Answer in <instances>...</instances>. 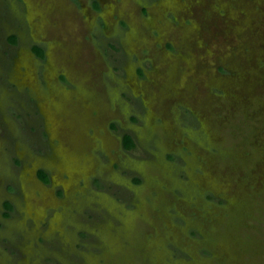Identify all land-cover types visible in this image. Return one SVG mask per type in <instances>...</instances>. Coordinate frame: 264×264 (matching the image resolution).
<instances>
[{
    "label": "rangeland",
    "instance_id": "374dc122",
    "mask_svg": "<svg viewBox=\"0 0 264 264\" xmlns=\"http://www.w3.org/2000/svg\"><path fill=\"white\" fill-rule=\"evenodd\" d=\"M0 264H264V0H0Z\"/></svg>",
    "mask_w": 264,
    "mask_h": 264
},
{
    "label": "trees",
    "instance_id": "16d2710c",
    "mask_svg": "<svg viewBox=\"0 0 264 264\" xmlns=\"http://www.w3.org/2000/svg\"><path fill=\"white\" fill-rule=\"evenodd\" d=\"M94 4H95V6L97 7V2H94ZM10 39H11V38H10ZM15 40H16V38H14V37L11 39V41H15ZM33 47H35V49L37 50L38 55H40V56L43 57L42 50L38 49L36 45H34ZM37 53H36V54H37ZM123 145H124L126 148H131V147H133V146L135 145V140H134V138L132 137L131 134H129V133H125V134L123 135ZM37 172H38V175H39L41 178H45V177H46L45 174H44V172H43L41 169H38ZM4 203H5V202H4ZM10 206H11V205H8V204H7L6 207H10Z\"/></svg>",
    "mask_w": 264,
    "mask_h": 264
}]
</instances>
